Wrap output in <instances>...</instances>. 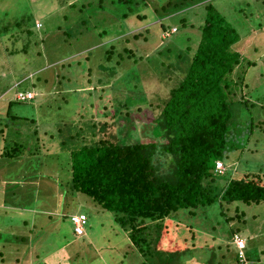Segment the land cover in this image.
I'll use <instances>...</instances> for the list:
<instances>
[{"label":"rangeland","instance_id":"obj_1","mask_svg":"<svg viewBox=\"0 0 264 264\" xmlns=\"http://www.w3.org/2000/svg\"><path fill=\"white\" fill-rule=\"evenodd\" d=\"M77 1L0 0V174L13 180L24 179L11 184L10 191L0 187V239H4L0 241V264H23L17 262L22 258L13 253L27 251L28 245H18L21 238L35 246L40 243L36 251L39 259L35 254L31 264H44L42 254H47V264L144 262L112 212L98 209L86 195L75 192V197L72 193L68 145L61 143L62 125L67 123L68 128L72 121L76 127L84 120L80 117L87 114L96 121H110L113 95L116 100L127 96L135 99L143 90L156 91L157 95L168 91L172 82L163 84L166 78L162 76L167 73L172 81L180 49L191 43V52L197 45L205 8L196 5L163 19L171 26L163 31L151 7L142 6L125 19L124 25L112 9L93 16L78 12L79 2L70 6ZM212 3L239 32L234 50L256 61L245 69L248 86L243 95L249 109L234 118L238 119L231 142L234 148L225 165L241 174L246 168L254 170L258 163L264 165V0ZM84 14L89 19L87 24L77 25L74 32L70 22ZM20 18L23 20L16 27ZM103 29L105 33L99 36L98 31ZM126 45L131 58L123 51ZM110 47L115 57L107 61ZM246 65L245 60L243 66ZM240 73L241 69L236 68L233 78ZM18 91H32L35 95L20 101L16 99ZM149 120L150 116L145 122ZM143 124L140 135L155 140L156 129L151 123ZM82 131H88L86 126ZM124 135L131 136V130L123 128ZM18 144L22 148L13 157L20 158L16 163L4 151L11 153L8 148ZM238 205V212L232 206L227 210L212 204L193 215L178 216L179 227L171 224L169 233L178 235L180 241L173 250L187 249L182 254L185 264H264V202ZM76 210L88 216L82 236L75 234L69 217ZM233 232L245 242L240 259L232 243ZM14 241L16 245L10 247Z\"/></svg>","mask_w":264,"mask_h":264},{"label":"trees","instance_id":"obj_2","mask_svg":"<svg viewBox=\"0 0 264 264\" xmlns=\"http://www.w3.org/2000/svg\"><path fill=\"white\" fill-rule=\"evenodd\" d=\"M78 2V12H90L91 16L105 9L115 10L118 12L115 17L124 25L125 19L142 6L151 7L163 31L171 28L163 19L196 5L205 8L197 45L191 52V43L180 49L178 69L171 73L172 81L167 73L162 76L166 78L163 84L172 82L168 91L157 95L156 91L143 90L137 92L135 99L127 96L116 100L113 95L110 121H96L93 115L87 114L80 119L88 118V121L83 120L76 127L72 121L68 128L67 123L62 125L61 143L68 145L75 197V192L86 195L98 209L112 212L114 220L126 232L130 245L144 258L143 264H174L176 261L185 264L182 254L187 249L173 250L180 241L178 235L169 233L171 224L179 227V215L190 216L212 204L227 210L232 206L233 211L238 212L240 203L264 202L262 163L255 165L254 170L243 169L241 174L235 173L233 167L225 166L229 164L226 158L234 148L231 142L238 120L234 118L243 109H249V101L243 95L248 86L245 69L256 61L247 60L234 50L239 32L216 9L212 0H78L70 6L78 5ZM22 20L15 22L16 27ZM88 20L85 14L76 16L70 22L73 31ZM190 25L195 26V23L190 22ZM102 33H105L104 29L98 31L99 36ZM127 49L126 45L123 49L126 57H133ZM106 52H110L106 53L107 61L115 57L111 55L112 47ZM245 60L247 65L243 66ZM236 68H240L241 73L238 78H233L237 74H234ZM88 94L92 95L91 92ZM102 97L99 92V100ZM149 116L150 120L145 122ZM143 123H151L152 129H156L155 140L140 135ZM85 126L87 132L82 131ZM123 128L131 130L132 135L123 136ZM21 148L13 145L8 148L11 153L4 152L13 160ZM218 160L224 165L222 172L215 169ZM233 203L237 205H228ZM79 213L85 214L88 221L84 211L76 210L69 217ZM234 235L235 232L232 239Z\"/></svg>","mask_w":264,"mask_h":264},{"label":"crops","instance_id":"obj_3","mask_svg":"<svg viewBox=\"0 0 264 264\" xmlns=\"http://www.w3.org/2000/svg\"><path fill=\"white\" fill-rule=\"evenodd\" d=\"M20 147H22V145L21 144H18ZM17 156V155H16ZM13 161L14 162H18V161H20V158H18V159H13ZM25 173H28L27 171H25ZM39 175H40V173L39 174H37L36 176L37 177H39ZM7 175H1L0 174V187L2 186L3 187V189H5V190H11L12 189V187H13V185H11V184H15L16 182H22L24 179H18V180H13V179H11V178H8V177H6ZM31 180V179H30ZM2 189V188H1ZM78 211V210H77ZM74 212H76V211H74ZM47 214H49L50 212H46ZM73 213V212H72ZM26 223V222H25ZM32 226V225H31ZM33 228H35L36 226L35 225H33L32 226ZM44 228V227H43ZM12 239H14L15 240V238H14V235L12 236ZM22 240L20 241V243L18 242V245L19 246H23V245H28V249H27V251L26 252H24V250L22 249V250H16V251H13V253L14 254H16L17 255V257H20V258H22L21 259V263H23V264H26V263H28V264H31V262H34L33 261V258H34V256H35V254H36V251H37V249L39 248V246H40V243L38 242V245L37 246H35V245H33V244H31V243H26V241L23 239V238H21ZM4 239H0V241H3ZM5 242H8V240H6ZM16 245V241H14L12 244H11V246L10 247H14ZM63 246V245H62ZM62 246H60V247H62ZM2 247H5V245H3ZM33 250V251H32ZM54 254V253H53ZM46 255L47 254H42L41 256H40V259L42 260V262H44L45 264H47L46 263V261H47V259H46ZM36 258L37 259H39V257H38V254H36ZM18 262V261H17ZM60 264V263H59Z\"/></svg>","mask_w":264,"mask_h":264},{"label":"built area","instance_id":"obj_4","mask_svg":"<svg viewBox=\"0 0 264 264\" xmlns=\"http://www.w3.org/2000/svg\"><path fill=\"white\" fill-rule=\"evenodd\" d=\"M33 97H34L33 92H30V91L22 92V91H20L17 93L16 99L23 101V100H27V99H32ZM215 169L218 172L223 171L224 165L220 160H218L216 162ZM70 219H71V222L73 224L74 232L77 235H82L85 232V225L87 223L86 215L83 213L74 214V215L70 216ZM233 242L238 249V253H243L242 250L245 246L244 240L240 236L235 234L233 237Z\"/></svg>","mask_w":264,"mask_h":264},{"label":"clouds","instance_id":"obj_5","mask_svg":"<svg viewBox=\"0 0 264 264\" xmlns=\"http://www.w3.org/2000/svg\"><path fill=\"white\" fill-rule=\"evenodd\" d=\"M18 92H20V91H18ZM17 92V93H18ZM23 92V91H22ZM30 92H32V91H30ZM35 95V94H34ZM34 98V97H33ZM236 234V233H235ZM237 235V234H236ZM232 243L234 244V242H233V239H232ZM235 245V244H234ZM236 247V246H235ZM245 247V246H244ZM236 249H237V247H236ZM244 249V248H243ZM237 252H238V249H237ZM238 258L240 259V257H239V253H238Z\"/></svg>","mask_w":264,"mask_h":264}]
</instances>
